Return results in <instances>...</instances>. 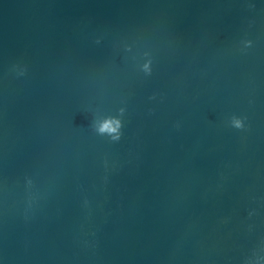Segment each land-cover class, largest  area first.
Returning <instances> with one entry per match:
<instances>
[{"label": "water", "instance_id": "water-1", "mask_svg": "<svg viewBox=\"0 0 264 264\" xmlns=\"http://www.w3.org/2000/svg\"><path fill=\"white\" fill-rule=\"evenodd\" d=\"M120 108L119 142L91 131ZM257 256L264 0H0V264Z\"/></svg>", "mask_w": 264, "mask_h": 264}, {"label": "clouds", "instance_id": "clouds-1", "mask_svg": "<svg viewBox=\"0 0 264 264\" xmlns=\"http://www.w3.org/2000/svg\"><path fill=\"white\" fill-rule=\"evenodd\" d=\"M100 41L97 40L96 43ZM240 51H245L252 47L253 42L250 39H243L239 42ZM124 51L131 52L132 45L125 43L123 45ZM142 62H137L136 69L143 73L145 76H150L152 74V57L148 51L142 53ZM11 71L16 77H23L26 74V68L18 65H13ZM149 99H155V96L149 97ZM125 109L120 108L116 115H100L93 114V118L90 124L91 131L100 136L107 138L110 142H119L122 137L123 121L121 117L123 116ZM246 117L237 116L235 114L227 117L225 120V125L232 129L243 130L245 129ZM179 127V124H176ZM32 180L26 178V186L31 187ZM252 215V213H249ZM245 264H264V257L257 256L255 259L246 260Z\"/></svg>", "mask_w": 264, "mask_h": 264}]
</instances>
